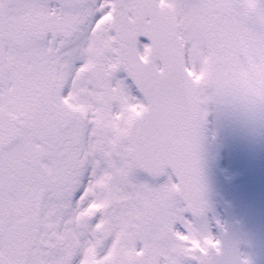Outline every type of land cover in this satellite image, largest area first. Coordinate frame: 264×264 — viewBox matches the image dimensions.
<instances>
[{"label":"snow or ice","instance_id":"6c2138e0","mask_svg":"<svg viewBox=\"0 0 264 264\" xmlns=\"http://www.w3.org/2000/svg\"><path fill=\"white\" fill-rule=\"evenodd\" d=\"M211 108L264 112V0H0V264H217Z\"/></svg>","mask_w":264,"mask_h":264},{"label":"rangeland","instance_id":"374dc122","mask_svg":"<svg viewBox=\"0 0 264 264\" xmlns=\"http://www.w3.org/2000/svg\"><path fill=\"white\" fill-rule=\"evenodd\" d=\"M246 123H247V120H246ZM215 126L217 127V125ZM248 136L250 137V142L252 143L251 132L248 134ZM255 138L257 139V135H255ZM262 150H264V145L262 146ZM237 152H238L237 162L242 167H244L247 163V160L251 156L239 150ZM261 164L264 168L262 160H261ZM230 189H231V184H229L228 187L225 185L224 192H220V194L225 196L226 198L229 197L230 200H232L235 203L237 207V212L239 211L238 215H239V218L243 226V234H244V237H243V242L245 246L244 253L246 254V256H248V258L251 259L253 264H264V241L261 243V248L259 249L257 247L258 244H257V238H256L257 225H258L259 218L261 220L262 227L264 228V210L263 212L258 211V204H255L253 201L254 187L253 188L250 187V191L242 187V189L239 190L238 193L233 189L232 191L234 194H232ZM258 201L261 203L264 202V192H260L258 194Z\"/></svg>","mask_w":264,"mask_h":264},{"label":"water","instance_id":"95a60500","mask_svg":"<svg viewBox=\"0 0 264 264\" xmlns=\"http://www.w3.org/2000/svg\"><path fill=\"white\" fill-rule=\"evenodd\" d=\"M226 230H220V250L216 252L212 248L207 254L199 253L201 257L212 255L217 264H239L241 257L240 239L238 236V225L230 211L225 214Z\"/></svg>","mask_w":264,"mask_h":264},{"label":"flooded vegetation","instance_id":"af4514ba","mask_svg":"<svg viewBox=\"0 0 264 264\" xmlns=\"http://www.w3.org/2000/svg\"><path fill=\"white\" fill-rule=\"evenodd\" d=\"M233 111L234 112H232L231 114H223L224 115L223 119L226 120V117H229L230 119H234L235 117H238L239 113L235 114V110H233ZM200 137H201V135H200ZM208 154H209V156H208ZM206 156H207L208 159L211 158V154L209 153L207 148H206ZM204 165L206 166V163L203 162V167H204ZM210 177H211V173H210V170H208V167L203 168L202 182H203L204 186H205V183H208V179ZM205 195H206V192H204V195H203L204 203L202 205H200V203H199V194L197 195V206L200 208V210H198L195 213V215H194L195 217H199V216L204 215L206 213L207 214H212L214 212V210H216L215 207H214V203L213 202L205 200V198H204ZM194 221H195V218H193V226H194ZM193 231H194V227H193ZM193 231L190 233V236H189V239L194 241V243L192 244V247L197 242L196 240H194L192 238Z\"/></svg>","mask_w":264,"mask_h":264}]
</instances>
